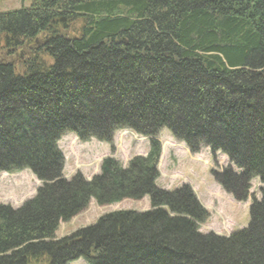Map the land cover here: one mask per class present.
<instances>
[{
  "label": "trees",
  "instance_id": "16d2710c",
  "mask_svg": "<svg viewBox=\"0 0 264 264\" xmlns=\"http://www.w3.org/2000/svg\"><path fill=\"white\" fill-rule=\"evenodd\" d=\"M0 171L41 181L20 207L0 203V264H264V0H32L0 12ZM163 128L230 164L215 176L253 198L247 227L203 233L209 212L189 185L162 189ZM150 138L126 166L106 157L91 179L63 175V135ZM148 196L57 237L92 200Z\"/></svg>",
  "mask_w": 264,
  "mask_h": 264
},
{
  "label": "rangeland",
  "instance_id": "374dc122",
  "mask_svg": "<svg viewBox=\"0 0 264 264\" xmlns=\"http://www.w3.org/2000/svg\"><path fill=\"white\" fill-rule=\"evenodd\" d=\"M32 0H0V12L21 7H29ZM5 37L0 36V57ZM158 139L162 144L159 162L160 175L157 186L174 190L189 185L200 204L209 212V219L200 225L203 233L214 232L218 235H230L248 226L250 206L253 198L260 199L261 182L258 177L252 180L248 199L238 200L227 193L216 179L215 173L230 164L228 157L221 152L213 153L209 147L199 152H192L187 144L176 139L170 130L163 128ZM150 138L130 129L116 131L112 142L98 139L82 141L73 132L59 140V147L64 154L63 176L70 179L81 173L87 179L101 171L106 157L118 159L124 166L137 155H146ZM41 181L32 170L26 168L16 172L0 171V203L20 207L25 201L35 196ZM151 208L148 196L140 199H125L109 205H98L92 200L90 205L72 218L61 222L57 237L70 234L74 230L92 225L103 215L119 210L145 211ZM69 264H89L81 257Z\"/></svg>",
  "mask_w": 264,
  "mask_h": 264
}]
</instances>
